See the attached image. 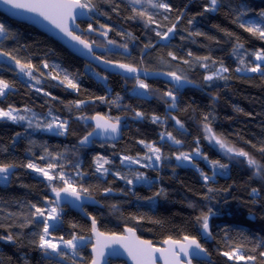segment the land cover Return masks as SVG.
<instances>
[{
  "label": "trees",
  "instance_id": "obj_1",
  "mask_svg": "<svg viewBox=\"0 0 264 264\" xmlns=\"http://www.w3.org/2000/svg\"><path fill=\"white\" fill-rule=\"evenodd\" d=\"M165 2L172 6L170 12L154 9L147 3L130 5L129 0H93L97 11L89 13L92 20L79 23L82 38L105 49L99 57L139 70L131 74L105 72L75 57L35 28L0 13V23L8 30L6 36L0 37V50L22 63L30 62L37 69L34 75L41 80L36 84L20 73L14 60L0 57V79L12 86L0 97V108L7 110L11 106L26 117L17 122L0 120V165H15L6 183H0V264H59L47 259L45 251L38 247L43 223L42 218L32 217L35 209L31 206L50 208V183L56 187L64 185L58 178L49 182L41 173L37 175L25 167L29 162L46 170L53 163L56 167L49 170L51 175L63 172L78 190L89 189L82 195L93 198L98 206L83 209L95 218L100 232L120 235L126 228H133L140 238L153 244L169 237L182 240L188 235L196 237L210 257V262L194 264H264V257L260 256L264 252V172L256 175L245 157L226 154L205 138L204 131V117L208 116L207 123L218 136L264 164V152L260 151L264 148V74L235 71L241 67L240 57L244 58L245 67L255 66L253 54L264 51V39L244 31L237 21L242 12L246 13L242 20L264 19L259 16L264 11V0H218L216 11H205L209 0ZM132 7L146 9L159 27L146 26L145 19L135 16ZM89 23L97 31L87 32ZM173 23L176 29L169 39L156 35ZM100 25L106 28L101 29ZM106 29L111 30L104 37L100 33ZM197 32L201 35H195ZM108 40L115 43L108 44ZM238 42L244 48L234 51ZM148 44L153 47L145 49ZM169 52L177 59L168 56ZM200 57L210 59H197ZM45 63L48 68H44ZM205 63L207 68L201 66ZM221 64L229 69L223 74L228 78L206 81L204 77ZM53 66L58 68L54 70ZM65 72L78 84L77 89L61 82ZM169 72L184 78L179 88ZM137 76L150 86L145 96L135 93ZM168 91L176 97L175 107H171V100L165 95ZM25 108L31 111H24ZM136 112H141L142 117H137ZM93 114L114 122L119 117L123 124L121 140L116 144L94 143L89 148L79 146L78 141L90 131L83 121ZM153 116L160 117V121L153 123ZM172 117L181 121L183 129ZM54 118L60 123L67 121L64 135L44 133ZM167 132L182 143L176 145L167 137L161 140V134ZM140 141L160 147L162 160L153 167L131 168L144 173L147 182L133 180L127 184L114 173L133 178L132 171L120 161L123 156L150 155ZM197 146L209 160L228 165L227 173H218L214 180L205 183L200 172L212 176L213 169L203 156L195 160V168L177 163L176 155L190 153ZM97 157L110 161L105 165L109 169L107 174L96 171ZM148 163L142 160V164ZM106 188L112 191L105 193ZM209 188L213 190L209 192ZM253 189H257V194H253ZM209 209L214 213L209 219L212 235L210 241L202 242L197 218ZM58 212L57 223L50 231L53 238L90 237L88 220L68 208ZM27 220L33 222L21 227ZM8 235L13 236V241L6 239ZM89 247L86 244L77 249L78 259L66 252L62 257L89 264ZM236 248L245 257L256 256V261L223 255Z\"/></svg>",
  "mask_w": 264,
  "mask_h": 264
},
{
  "label": "snow or ice",
  "instance_id": "obj_2",
  "mask_svg": "<svg viewBox=\"0 0 264 264\" xmlns=\"http://www.w3.org/2000/svg\"><path fill=\"white\" fill-rule=\"evenodd\" d=\"M0 3L4 5H11L13 9H26L29 12L36 13L39 16L43 17L44 20H47L49 23L54 25L57 29L60 30L61 33L64 34L67 38L71 41H75L78 45H81L83 49L87 50V54L95 55L93 51L94 42H89L86 39H83L81 35L76 34L75 29L79 28V25L76 24V20L78 18L86 17L89 13H93L97 11L96 4L93 3V0H0ZM143 3H147L150 7L154 9H163L165 12H170L172 10V6L165 2V0H129L130 5H141ZM218 7V0H209L208 5L205 7V11H216ZM86 10V11H85ZM132 11L135 16L141 17L145 19L146 26L157 24L154 16L149 14L147 10H140L136 7H132ZM246 13H241L240 16L237 17V21L239 22V26L244 29V31L251 33L252 35L258 36L261 39H264V19H261L259 22L250 21V20H242L241 18ZM181 16L177 17V23L181 19ZM259 16L264 18V11H262ZM135 18V17H132ZM165 19H168L165 16ZM192 23V20H189V24ZM157 27L159 25L157 24ZM101 29H105V25H100ZM176 29V24L173 23L171 27H168L166 31L163 33L157 31L156 35L159 36L162 40L169 39V35L173 34ZM111 29H106L102 31L100 34L104 37H107L108 31ZM87 32H95L97 29L93 28L91 23L88 24L86 29ZM8 30L5 26L0 23V37L6 36ZM131 36V33L128 34ZM195 35H201V33L197 32ZM231 35V34H229ZM108 44H114L115 42L112 40L107 41ZM125 49H127V45H123ZM153 47V45L148 44L145 45V49ZM244 45L242 43H237L236 48L234 51H239L243 49ZM189 56L192 55L191 52L188 53ZM255 56L256 61H260L261 63H256L255 66L245 67V60L243 57H240L239 63L241 67H237L235 69L236 72H259L264 74V51H259L253 54ZM9 57L10 59L15 61V64L19 68L20 73L24 76L28 77L29 80H35L36 84H40L41 80L38 79L34 72L37 70L34 65L30 62L22 63L19 59L15 56H12L11 53L5 52L0 50V57ZM168 56L172 59H177V57L172 53L169 52ZM99 59V57H95ZM199 60L207 61L209 57H200L197 58ZM188 63V61H184ZM105 63H110L109 61H105ZM215 63V61H213ZM44 68H48L49 65L45 63ZM202 67L207 68L208 65L202 64ZM119 68L123 69L127 73H138V69L130 64H119ZM54 70L58 68V66H53ZM229 69L221 64V66L216 69V71L212 72L210 75H206L204 79L206 81H212L214 78L219 79H227L224 73H227ZM44 73H41L43 76ZM169 76L172 77L173 81L177 82V88H179V82L182 81L184 78L177 75L175 72H169ZM52 79H57V76H53ZM62 83L67 84L69 88L77 89L78 84H76L72 79L69 78L68 74L65 72L63 76ZM137 86L140 89L147 91L149 89V85L145 83L143 80L139 79L137 76ZM12 86L8 81L0 79V97L6 95V90H9ZM35 87V85H33ZM37 92H40V88L35 89ZM45 95H50L49 93H45ZM167 97L171 100V107H175L176 97L173 92L168 91L165 93ZM103 99V98H101ZM79 106V105H77ZM24 111H31L30 109L25 108ZM141 112H136L137 117H142ZM0 118H7L13 122L21 121L26 119L25 116L19 115L17 109L12 108L9 106L7 110L0 108ZM96 120L95 128L92 132H89L82 140L81 144L87 143L89 138L92 137L96 133L97 129L103 130L105 133H112L116 134L119 131V117L116 118V122L112 123L109 119H105L104 117H93ZM175 120L176 124L179 125L181 129H183V124L180 120L172 117ZM206 123L204 124V131H205V138L209 140V142H215V144L219 145V148L223 150L226 154H232L233 156L237 157H245L247 163L250 167L254 168L255 174L260 175L264 172V164H261L257 161L254 157H252L248 152L244 151L243 149H237L234 146H230L225 139L221 136H218L212 129V127L207 123L208 116L204 117ZM160 121V117L153 116L152 122L157 123ZM55 123V118H54ZM54 123H48L46 128L48 130H52L54 127ZM67 125V121L61 123H55V127L58 129H65ZM29 126H31V121H29ZM37 127L40 125L37 124ZM59 134H63L60 132ZM167 137L168 140L172 141L174 144L179 145L182 143L181 140L176 139L171 132L162 133L161 140H164ZM139 143L144 144L151 155H145L143 157H132V156H123L121 157V164L127 163L130 171H132V165H140L141 167H148V166H155L158 162L162 160L161 155V148L155 146L154 144H145L144 141H140ZM197 145H199V140L196 141ZM260 151L264 152V148H261ZM203 156V159L208 160L209 164L212 166L213 174L212 176L207 175L203 171L200 172L202 179L207 183L208 181L214 180L215 176L218 174L217 169H226L228 165L222 164L219 160H209L206 155H203L200 151V148L197 146L192 152L185 153L180 152L178 155L175 156V159L179 162L187 161L191 163L195 157ZM167 159V157H163ZM44 159V157H41ZM142 160L148 161V164H142ZM110 161L103 157H97L96 160V171L98 173L107 174L109 169L105 167L106 164H109ZM15 165L13 164H3L0 165V180L7 181L8 175L10 174V169L14 168ZM25 167L29 169H33L43 175L45 179L49 182L53 181L54 179H59L63 182V187H56L52 186L50 183L51 191L55 195V204H59L61 200L64 199L62 193L65 196L74 197L76 201L82 200V193L87 194L89 189L81 187L79 190L77 187H74L69 179L65 178L63 172H60L57 176H53L49 174V170L56 167L55 164L49 163L47 166V170L44 168L38 167L36 164L29 162ZM222 174V173H220ZM114 175L118 176L120 179L125 180L127 184H132L133 180L135 181H145L147 182V177L142 172L132 171V179H129L127 176L120 175L119 172L114 173ZM213 189L209 188V192ZM105 193H110L112 191L111 188H106ZM253 194H257V189L252 190ZM156 195H160L157 193ZM35 211L32 213V217L37 220H41L43 223V229L41 234L39 235V244L38 247L45 251L47 254L48 250L51 249L53 253L57 255L64 256L66 255L60 248V244H63L64 247L70 248L75 253V250L78 247V243L80 246H84L87 241L86 237H77L73 236L70 240H64L63 237H60V244L54 243L52 239H49L50 236V228H54L55 225L51 222L56 221L59 217V212L57 207H50V208H41L33 204L31 206ZM214 215L211 209L207 213H202L198 218V222L200 223L202 232L205 236L211 237V229L209 224L210 216ZM33 220H27V223L21 225V227L27 226V224H31ZM92 233L96 237V242L92 246V251L94 253L93 258L90 261V264H102V261L105 257V249L109 248L112 244H120L125 251L127 252L128 256L131 257L134 264H157L158 259L163 260L164 264H191V259L184 261L181 259L182 256L189 257L192 255H200V253L206 252V249L202 247L199 240L196 237H190L185 235L183 240H175L169 237L168 239L164 240L163 243L167 245L164 248H157L154 247L151 241L148 240H140L139 237L135 235V230L133 228H126L125 231L129 234L128 236H118L116 234L107 235L103 232H99L96 228V220L95 218L92 219ZM7 240L13 241V236L8 235L6 237ZM240 253V249L236 248L232 252H224L223 255L227 256L229 259L235 258L236 260H244L247 259L249 261H256V256H243ZM159 254V256H157ZM260 256L264 257V252H260Z\"/></svg>",
  "mask_w": 264,
  "mask_h": 264
},
{
  "label": "water",
  "instance_id": "obj_3",
  "mask_svg": "<svg viewBox=\"0 0 264 264\" xmlns=\"http://www.w3.org/2000/svg\"><path fill=\"white\" fill-rule=\"evenodd\" d=\"M24 2H27V0H24ZM0 13L5 15L7 18L11 19L12 21L22 23V24H27V25L35 28L39 32L45 34L46 36H48L49 38H51L52 40H54L55 42L60 44L62 47H64L68 52H70L75 57L79 58L80 60H82L86 63L92 64V65L96 66L97 68H99L105 72L116 73V74H131V73H127L123 69L119 68L118 64L105 63V60L98 56V54L105 53L104 48L93 45V51H94L95 55L93 56V55L87 54L86 49H83V47L81 45H78L75 41H71L69 38L64 36V34L61 33L59 29H57L54 25L49 23L47 20H44L43 17L39 16L36 13L29 12L26 9H13V8H11V5H4L2 3H0ZM91 20H92L91 15L88 14L86 17L78 18L76 20V24L79 25V23H81V22H90ZM74 30L76 31V34H78V35L82 34V30L80 29V26L78 29L74 28ZM95 57H99V59H96ZM139 77H142V74H139ZM97 116L103 117L99 114H93V115L87 117L83 121L84 124H87L90 126L89 132H92L93 129L95 128L96 120L93 119V117H97ZM105 119H107V118H105ZM111 122L115 123L114 121H111ZM122 130H123V124L120 122H119V131L116 134H112L110 132L105 133V132H103V130L97 129L96 130L97 134H94L92 137H90L89 141L87 143L81 144V140L89 133L88 132L84 137H82L78 141V145L81 147H84V148H89V147L93 146L94 143H97V144H105V143L116 144L122 138ZM62 196H64V199L61 200L60 203L57 205V204H55L54 193L51 194L52 205L54 207H57L58 209L68 208V209L78 213L82 218L88 220L91 223V228H92V219L93 218L88 216L85 213L83 208L85 206H98L97 202L93 198H90V197L85 196V195H82L83 198L80 201H76L74 197L65 196L63 193H62ZM96 228H97V224H96ZM97 230H98V228H97ZM200 234H201L202 242L210 241V237L205 236L202 232V229L200 231ZM107 235H109V234H107ZM128 235L129 234L124 230L123 233L118 235V236H128ZM135 235L137 237H139L136 232H135ZM90 239H91V243H90V247L88 249V253L92 259L93 255H94V253L92 251V246L96 242V237L92 233V231L90 232ZM140 240H144V239L140 238ZM153 246L157 247V248L167 247V245H165L163 242H161L159 244H153ZM157 256H159V254H157ZM45 257L47 259L54 260L55 262H57L59 264H79L77 262L67 261L62 256H53L50 253L45 254ZM181 259L184 261L191 259V264H194V262H210V257L208 256L207 252L200 253V255H198V256L197 255H192L189 257L182 256ZM111 261L112 262L120 261V262H123L125 264H134L131 257L128 256L127 252L125 251V249L120 244H112V245H110L109 248L105 249V257L102 261V264H110ZM157 264H164V261L158 259Z\"/></svg>",
  "mask_w": 264,
  "mask_h": 264
},
{
  "label": "rangeland",
  "instance_id": "obj_4",
  "mask_svg": "<svg viewBox=\"0 0 264 264\" xmlns=\"http://www.w3.org/2000/svg\"><path fill=\"white\" fill-rule=\"evenodd\" d=\"M71 60H72V59H71ZM74 61H75V59H74ZM253 61H254V64H256V63H261L260 61H256V60H255V57H254ZM75 62L78 63L77 61H75ZM263 65H264V64H262V66H263ZM242 73H243V72H242ZM246 73H247V74H252V73H259V72H248V71H246ZM97 78H99V76H97ZM7 91H8V90H6V92H7ZM135 93H136L137 95H140V96H145V95H146L145 90L138 88V86H137V91H135ZM18 112H19V115H21L20 113H22V112H21L20 110H18ZM87 117H89V115L86 116L85 118H87ZM85 118H84V119H85ZM0 120H9V119H7V118H0ZM52 123H54V120H52ZM55 123H60V122H58V121L55 120ZM55 123H54V127H53L52 130L45 129V130H44V133H46V134H52V135H57V136H58V135H61V136L64 135L66 128H65V129H58V128L55 127ZM60 132H63V134H59ZM150 155H151V154H150ZM198 158H199V157H195L194 160H193L191 163H189V162H187V161H184V162H179V161H177V163H178L180 166H184V167H194V168H195V165H194L195 163H194V162H195V160L198 159ZM123 166L129 168V167L127 166V163L123 164ZM136 166H140V165H132L131 168H134V167H136ZM209 166H210V165H209ZM151 167H153V166H151ZM11 171H12V169H10V172H11ZM34 172H35L37 175H40L39 172H37V171H34ZM217 173L226 174V173H227V168H226V169H222V171H221L220 169H217ZM49 174H50V173H49ZM50 175H51V174H50ZM8 176H9V175H8ZM1 182L6 183V181H4V180H0V183H1ZM51 207H54V206H51ZM51 223H53V224L55 225V224L57 223V220H56V221H53V222H51ZM51 229H53V228H50L49 231H51ZM49 239H52L54 243L60 244V240H57V239L53 238V237L51 236V234H50V236H49ZM77 243H78V247H77V249L80 248V247H83V246H80V243H79V242H77ZM90 243H91V239H90V237H89V238H87V241H86V243L84 244V246H85L86 244H90ZM60 248H61V250H62L63 252H66V253L70 254L74 259H78L77 255H76L77 249L75 250V253H74L72 249L64 247L63 244H60ZM47 253H50V254L53 255V256H60V255H57L56 253H53V252L51 251V249H49Z\"/></svg>",
  "mask_w": 264,
  "mask_h": 264
}]
</instances>
